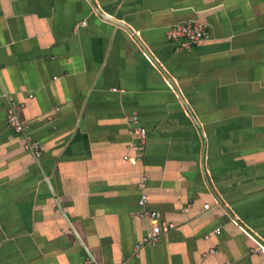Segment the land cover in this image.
<instances>
[{"label":"crops","instance_id":"obj_1","mask_svg":"<svg viewBox=\"0 0 264 264\" xmlns=\"http://www.w3.org/2000/svg\"><path fill=\"white\" fill-rule=\"evenodd\" d=\"M0 264H264V0H0Z\"/></svg>","mask_w":264,"mask_h":264},{"label":"built area","instance_id":"obj_2","mask_svg":"<svg viewBox=\"0 0 264 264\" xmlns=\"http://www.w3.org/2000/svg\"><path fill=\"white\" fill-rule=\"evenodd\" d=\"M209 36L208 30L204 24L198 21H185L174 23L170 25L166 30V38L169 41H180V47L188 49L191 45L199 43L203 39ZM114 90H116L114 88ZM22 107L21 104H16L11 102L7 109V121L8 124L17 132H26V123L22 121L18 115V110ZM133 126V134L138 138L136 147L138 150L142 151L146 142V129L140 123L139 117L136 113H133L130 117ZM25 147L31 150L36 156L40 154V147L37 141L33 140L25 135ZM127 158V157H125ZM139 159V156L134 158ZM137 187L139 190V197L137 199V205L139 210L137 215L141 218H147L151 221L149 229L145 234L137 241L135 244V251H138L143 245H153L157 243L160 239L163 227L157 222V212L154 210H149L145 208L148 196L146 193V176L140 174L137 182ZM207 207V205H205ZM173 227V223H167L164 228Z\"/></svg>","mask_w":264,"mask_h":264}]
</instances>
